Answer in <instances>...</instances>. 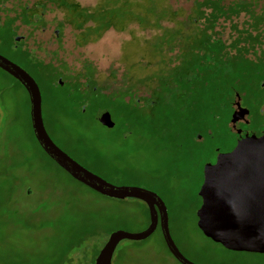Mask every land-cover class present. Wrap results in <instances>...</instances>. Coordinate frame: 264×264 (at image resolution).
Wrapping results in <instances>:
<instances>
[{
	"label": "rangeland",
	"instance_id": "374dc122",
	"mask_svg": "<svg viewBox=\"0 0 264 264\" xmlns=\"http://www.w3.org/2000/svg\"><path fill=\"white\" fill-rule=\"evenodd\" d=\"M49 1L10 0L9 5L20 12L33 4L45 10ZM77 1L83 6L94 4V0ZM141 1L129 7L125 18L130 28H136L134 45L141 43L147 49H139L127 64L120 56L128 32L110 31L97 44L79 49L73 47L67 31L63 48L58 49L61 61L71 71L92 64L107 74L110 68V82L102 85V97L91 90L83 92L84 100L75 95L80 108L76 100L65 97L69 88H56L53 78H39L47 133L110 184L157 194L168 206L172 239L193 264H264V255L228 251L197 227L202 166L214 161L216 151L224 154L235 142L228 129L232 95L220 87L222 105L228 107L215 110L214 123L204 117L207 132L198 135L203 138L200 145L191 136L203 117L197 119L195 113L187 112L178 118L179 107L166 111L164 99L170 71L182 70L179 67L185 60L195 70L221 64L229 83L237 79L240 94L234 95L241 97V106L250 111L255 123H262L264 79L254 73L264 63V0H175L173 8L171 0ZM52 15L48 12L46 18ZM47 40H41L49 44L47 50L56 51L55 42ZM12 43L8 38L0 54L18 62L9 50ZM207 55L212 58L208 60ZM125 92H135L134 99L150 95L135 117L117 110L115 102ZM161 93L165 101L154 104ZM100 108L109 112L118 130L97 119ZM147 209L137 200L117 201L97 194L50 160L33 136L25 89L0 70V264H72L70 260L91 264L108 234L146 231L150 224ZM160 231L158 227L144 241L121 242L112 264H179ZM76 252L82 255L79 263L72 257Z\"/></svg>",
	"mask_w": 264,
	"mask_h": 264
},
{
	"label": "water",
	"instance_id": "95a60500",
	"mask_svg": "<svg viewBox=\"0 0 264 264\" xmlns=\"http://www.w3.org/2000/svg\"><path fill=\"white\" fill-rule=\"evenodd\" d=\"M0 70L25 89L34 138L50 160L73 180L107 199L137 200L148 208L147 230L140 234L111 233L94 264H112L121 242L144 241L158 226L171 256L179 264H193L182 255L171 237L168 211L162 199L145 189L112 185L73 160L56 146L45 129L41 91L35 80L2 55ZM236 109L231 121L234 127L239 116L249 114L240 107L239 101ZM97 119L109 128L114 126L107 111H100ZM198 195L201 206L197 211V227L202 233L228 251L264 255V135L247 136L230 153L219 155L214 165H206Z\"/></svg>",
	"mask_w": 264,
	"mask_h": 264
},
{
	"label": "trees",
	"instance_id": "16d2710c",
	"mask_svg": "<svg viewBox=\"0 0 264 264\" xmlns=\"http://www.w3.org/2000/svg\"><path fill=\"white\" fill-rule=\"evenodd\" d=\"M173 1H170V5L173 8ZM141 0H94V4L91 6H82L75 0H50L49 6L52 8H55L56 10H59L61 13H63L64 16V23L68 25L70 28H72L73 31L78 32V34L75 37V45L77 47H84L89 44H94L95 42L99 41L103 34L107 32L108 30L112 29L117 32H124L127 30L130 25L126 23V11L129 9L130 6H137L141 3ZM5 4L6 0H0V36H2L3 31L7 30L8 21H4V17L2 15H5ZM173 10V9H172ZM5 23V25H3ZM11 23V22H10ZM142 24V22H141ZM9 36H7V39ZM125 50V49H124ZM123 50V51H124ZM208 60L212 58V55H207ZM19 60H22L24 63H26L30 67V71L33 75H35L38 79L49 77L52 78L53 74L52 71L54 69L50 67L43 68L35 58H32L31 56L25 55L18 57ZM128 59L125 57L123 58L122 62L124 64H127ZM248 63H253L251 61H248ZM225 65L219 64V66L214 65L213 67L210 66L211 69H206L205 67H201L200 69L195 70V67L191 66L190 62L185 60V62L181 65L179 68L182 70L177 71V73H174V71H170L171 73V82L168 83V86L164 88V91L166 93V111H169L170 109H173L175 107H179L180 109V115L178 118H180L181 113H187V112H193L197 116V119L200 117H203V121L199 124V121L196 123V127H194L193 135L191 138H194L195 136H198L200 132H207V120H211L213 123L217 119V117L214 115L215 110L217 111H224L226 108V105H222L221 102V89L220 87H224V93H228L232 95V98L234 94H237L240 92L237 90V79H233L231 83L226 80L225 75L227 72L224 70ZM175 68V67H174ZM249 67L246 66L245 69H248ZM244 69V70H245ZM259 80L264 79V63L261 65V68L259 71L254 73ZM51 76V77H50ZM77 84H80L81 80H84L82 83L83 85L90 84V89H92V94L96 96L102 97L104 94L102 93V83L100 81H91L89 77V73L82 74L81 72L77 75ZM57 77L53 78L56 80ZM129 79L127 80V89L129 87ZM18 83V82H17ZM92 83V84H91ZM74 84V83H73ZM72 84V85H73ZM229 84V85H228ZM101 87V88H100ZM59 89H67V92L65 94V97L67 99L76 100L75 103H77L80 108L82 107V103L78 101V99H75V95H78L79 98L83 99V91H80L76 88V86H67L64 88L58 87ZM96 88V91L94 89ZM209 89H212V91L209 92ZM163 93V92H162ZM161 95H158L155 99L154 104H159L162 101H165L162 98ZM134 95L135 92H125L123 97H121L120 100H118L116 103V106L118 107V111L121 112L122 115H126L121 110H125L129 116L135 117V113L138 111V109L133 106L134 104H127L124 101V96H132L133 102H134ZM74 96V97H73ZM73 97V98H72ZM211 97V99H208ZM131 101V102H132ZM82 102V101H81ZM137 103V102H136ZM216 108V109H215ZM83 112V109H82ZM207 113V116L205 114ZM207 120H205V118ZM206 127V128H205ZM192 129V127H190ZM189 128V131L191 130ZM205 128V130H204ZM112 130H118L117 128H112ZM204 130V131H202ZM34 136V135H33ZM70 156L73 160H75L77 163L82 165L84 168L90 171L87 167H85L81 162L76 160L74 157H72L70 154H67ZM93 173V172H92ZM105 180V179H104ZM200 203H201V199ZM166 207L168 208L167 204ZM148 212V209H147ZM149 216V212H148ZM110 234L107 235V240ZM99 253L96 254L95 258L92 260L91 264H94L96 257ZM75 256V258H78L76 262H80L82 259V255L80 252H76V254H73L72 257ZM71 257V259H72ZM74 264V261L70 260V263Z\"/></svg>",
	"mask_w": 264,
	"mask_h": 264
},
{
	"label": "flooded vegetation",
	"instance_id": "af4514ba",
	"mask_svg": "<svg viewBox=\"0 0 264 264\" xmlns=\"http://www.w3.org/2000/svg\"><path fill=\"white\" fill-rule=\"evenodd\" d=\"M75 1H77V0H75ZM9 2H10V0H6L7 5H5L4 9H5V12L6 11L8 12V14L12 12V15L11 16L8 14L4 15L5 16L4 21H6V20L8 21L7 22L8 26H7V30L3 31L4 34H2V36H0V46L4 45L6 43V38H7V36H9V40L11 39L13 42L12 45H10L9 50L14 54V56L16 57L18 62H14V61L10 60L9 58H7V59L10 60L11 62H13L14 64L18 65L25 72H27L35 80L40 91H41V87L39 85V81H38L39 79H37V77L31 73L30 67L26 63H24L22 60H19L18 57H21L22 55L23 56L28 55V56H31L32 58H35L37 60V62L43 68H47V67L51 66V68L54 69L52 71V74H53L52 78L57 77L55 80V83L53 84L56 88H58V87L64 88L67 86H70V87L74 86L75 87L76 86V87H79L80 91L84 92L87 90H91V92H92L93 90L90 89V86H91L90 84H86V85L82 84L84 82V80H81L80 84L76 83L77 75L80 72L83 75L86 73H89L90 76L85 77V78H90V80L93 82L94 81H96V82L100 81L103 85L110 82V80H109L110 75H111L109 72L110 68H109L107 74L97 71L92 64H90V66H88V67H85L84 69L79 68L77 71H71L68 68L67 63L64 61H61V57L59 55L58 49H59V47L63 48V45H64L63 40L67 37V34H68L67 31H69L70 35L72 36L73 47L79 48V49L85 48L89 45L97 44L106 35V33L110 32V31H112L114 33H126V32H128L127 33L129 35L128 39L126 41H124L121 45L120 59H122L124 57L126 59H128L129 57L133 56L134 54L135 55L138 54L137 51L139 49H147L141 43L139 45H137V44L134 45L135 42L133 41V39L135 38L134 36H136V35L134 33L132 34V32H135L136 28H133V29L130 28L132 26H130L124 32H117L115 30L110 29L107 32H105L103 34V36L101 37V39L99 41L95 42L94 44H89V45L84 46V47H77L75 45V37L78 34V32L73 31L72 28H70L68 25H66L64 23L63 13H61L59 10L52 8L49 5L45 10H40L39 6H37L36 4H33L32 6L27 7V9H25L24 11L20 12V10H18L17 8L10 6ZM174 3H175V0L173 1V4ZM173 6L175 7V4ZM34 8H35V10H33ZM48 12H51L53 15L50 16L49 18H46L47 17L46 14ZM3 25H5V23H3ZM51 28H52V30H51ZM23 31H24V34L22 33ZM132 35H134V36H132ZM44 37L48 38L50 40V42H55L56 51L49 52L47 50L48 49L47 47L49 44L46 45L43 41H41L42 38H44ZM136 37H138V36H136ZM49 40H47V42H49ZM262 86L264 87V84H262ZM94 91H96V88L94 89ZM117 95H118V93H117ZM41 96H42V92H41ZM240 98L238 96L236 97L234 95L233 98H231V102L229 103L231 116H230L229 123H228V129H229L230 134L233 135L235 142H234L233 146L231 147V149L223 152L224 154L230 153L237 146L238 142L240 140H243L247 136L248 137L255 136V137L259 138L262 135H264V120L262 123H259V124L255 123L253 121V119L251 118L250 111L241 106V99ZM149 99H150L149 93H148V96H141L140 98L135 99L134 102L132 101L133 100L132 96H129V97L124 96L125 103H127V104H134L135 103L133 106H135L137 109H139V111L142 110L141 106L143 104V101H147ZM238 101L240 103V107L248 110L249 114L245 115V116H239L238 122L235 124V127H234V125L232 124L231 121H232V117H233L234 113L237 110L236 109V103ZM42 104H43V97H42ZM227 107H228V105H226L225 110L227 109ZM263 108H264V105L261 108L262 109L261 114L264 116ZM99 110L100 111H102V110L107 111L104 108H100ZM42 115H43V112H42ZM44 126H45V124H44ZM45 129H46V127H45ZM191 140H194L196 145H200L203 141V138L201 136H195ZM56 146L58 148H60L58 146V144H56ZM61 150L63 152H65L63 149H61ZM65 153L68 154L67 152H65ZM219 153H220L219 151H216L215 159L213 162H211L210 165H214L216 163V158L219 155ZM202 168H204V167L202 166ZM167 211H168V209H167ZM168 215H169V211H168ZM161 236H162V233H161ZM162 239H163V236H162ZM163 242H164V239H163ZM164 244H165V242H164Z\"/></svg>",
	"mask_w": 264,
	"mask_h": 264
}]
</instances>
